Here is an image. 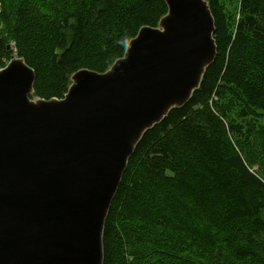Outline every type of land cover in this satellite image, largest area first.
<instances>
[{"label":"trees","instance_id":"obj_1","mask_svg":"<svg viewBox=\"0 0 264 264\" xmlns=\"http://www.w3.org/2000/svg\"><path fill=\"white\" fill-rule=\"evenodd\" d=\"M207 1L216 60L139 142L106 222L104 264H264V169L250 167L264 124L248 122L264 119V0H243L234 25L221 0ZM0 2V58H23L45 100L62 99L79 70H109L168 12L164 0Z\"/></svg>","mask_w":264,"mask_h":264},{"label":"water","instance_id":"obj_2","mask_svg":"<svg viewBox=\"0 0 264 264\" xmlns=\"http://www.w3.org/2000/svg\"><path fill=\"white\" fill-rule=\"evenodd\" d=\"M164 1L157 27H142L106 72L74 73L62 99L35 95L23 58L0 70V264H104L139 142L191 100L217 57L209 2Z\"/></svg>","mask_w":264,"mask_h":264},{"label":"rangeland","instance_id":"obj_3","mask_svg":"<svg viewBox=\"0 0 264 264\" xmlns=\"http://www.w3.org/2000/svg\"><path fill=\"white\" fill-rule=\"evenodd\" d=\"M242 1L243 0H221L223 10L230 22L234 25L238 22L242 15ZM17 48V47H16ZM16 54L15 48L12 46L11 51ZM18 56V55H17ZM16 57V56H15ZM248 122L261 125L264 124V119L261 115H258L256 118L249 120ZM252 154L250 153V167L254 171H258L259 166H262L264 169V148L258 146L252 148ZM167 175L172 176L173 173L168 170Z\"/></svg>","mask_w":264,"mask_h":264},{"label":"built area","instance_id":"obj_4","mask_svg":"<svg viewBox=\"0 0 264 264\" xmlns=\"http://www.w3.org/2000/svg\"><path fill=\"white\" fill-rule=\"evenodd\" d=\"M2 12V3L0 2V13ZM14 47V43L11 44ZM9 60L6 58H0V70L5 68L9 64Z\"/></svg>","mask_w":264,"mask_h":264},{"label":"clouds","instance_id":"obj_5","mask_svg":"<svg viewBox=\"0 0 264 264\" xmlns=\"http://www.w3.org/2000/svg\"><path fill=\"white\" fill-rule=\"evenodd\" d=\"M11 48H12V46H11ZM11 61V60H10ZM4 69V68H3Z\"/></svg>","mask_w":264,"mask_h":264}]
</instances>
